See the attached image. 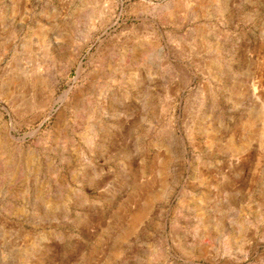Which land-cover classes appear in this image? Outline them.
Masks as SVG:
<instances>
[{
    "label": "rangeland",
    "instance_id": "obj_1",
    "mask_svg": "<svg viewBox=\"0 0 264 264\" xmlns=\"http://www.w3.org/2000/svg\"><path fill=\"white\" fill-rule=\"evenodd\" d=\"M0 264H264V0H0Z\"/></svg>",
    "mask_w": 264,
    "mask_h": 264
},
{
    "label": "water",
    "instance_id": "obj_2",
    "mask_svg": "<svg viewBox=\"0 0 264 264\" xmlns=\"http://www.w3.org/2000/svg\"><path fill=\"white\" fill-rule=\"evenodd\" d=\"M65 92H66V90H65V91H63V92H62V94H63V93H65Z\"/></svg>",
    "mask_w": 264,
    "mask_h": 264
}]
</instances>
